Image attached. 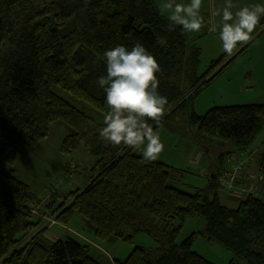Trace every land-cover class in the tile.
Masks as SVG:
<instances>
[{
    "label": "trees",
    "instance_id": "16d2710c",
    "mask_svg": "<svg viewBox=\"0 0 264 264\" xmlns=\"http://www.w3.org/2000/svg\"><path fill=\"white\" fill-rule=\"evenodd\" d=\"M263 32L264 16L254 34ZM136 42L159 63L158 92L168 100L159 125L148 120L154 130L185 122L236 152L246 151L264 129V103L194 111L195 99L248 53L251 42L232 56L223 52L201 72L202 49L181 26L169 30L156 0H0V264H102L88 244L50 240L47 229L39 230L32 205L54 198L56 187L39 199L14 174L21 151L46 141L53 125L66 132L62 154L85 145L95 159L87 187L66 195L54 208L55 219L68 226L78 214L98 239L112 244L132 243L138 233L156 243L114 264H215L194 250L198 237L231 252L229 264H264V200L251 194L236 209L223 205L220 166L216 180L186 192L174 186L184 171L145 162L134 148L100 138L109 108L97 83L107 75L106 59L97 54L117 45L131 50ZM259 172L264 175V151ZM194 217L203 218L205 228L178 243Z\"/></svg>",
    "mask_w": 264,
    "mask_h": 264
},
{
    "label": "rangeland",
    "instance_id": "374dc122",
    "mask_svg": "<svg viewBox=\"0 0 264 264\" xmlns=\"http://www.w3.org/2000/svg\"><path fill=\"white\" fill-rule=\"evenodd\" d=\"M209 0H203V4ZM166 0H156L157 6L163 11V4ZM205 6V5H204ZM208 7L201 9L202 13H206ZM193 32H188L190 39ZM187 35V33H186ZM263 39H259L261 42ZM191 42V41H190ZM205 42L209 43V48L203 50L200 71L204 72L210 62L217 59L224 51L222 42L214 35L209 36ZM193 43V42H191ZM264 40L262 41V44ZM257 44V43H256ZM218 46L219 49L218 50ZM250 48V47H249ZM255 48V45L254 47ZM251 50V49H250ZM263 50V48H262ZM250 51H248L249 53ZM248 53L236 61L221 76L206 88L194 101V111L198 115H204L207 111L215 107L233 106L250 104L257 94L264 93V90L255 93L256 87L249 82L247 77V69L253 68L255 62H248ZM250 87H253L249 89ZM264 89V84H262ZM251 94H256L251 97ZM264 130V129H263ZM262 130V131H263ZM156 131L160 133L161 141L164 144V150L159 158L155 161L164 163L173 168L184 171L180 180L174 184L175 187L186 191L195 192L196 189L205 188L211 180L213 171L220 165L223 170L230 167V162L224 160L220 162V156L235 157V151L229 146H221L218 141L208 135L199 132L197 129L189 126L185 122L177 121L171 129L160 127ZM66 136L64 129L57 125L51 127L50 136L38 147L22 150L18 155L15 164V176L20 181L29 185L34 194L44 197L45 193H50L53 186L56 187V195L54 198H43L40 203L32 205V213L35 219L41 221L40 229H47L49 232L46 236L50 240L65 239L66 237L74 238L82 244H88L90 254L101 261L102 264H114L115 259L125 260L132 251L137 247L154 248L155 241L145 234H135L132 243L118 241L116 243H108L98 239L93 232L88 230L81 216L76 214L72 222L68 225L60 224L53 216L54 208L61 203L66 195L77 189H85L87 187V172L93 166L95 159L90 155L88 148L82 145L81 148L71 155H64L60 151V145ZM261 132L254 143L246 150L240 151L244 155L250 156L251 167L257 176L263 180L264 175L259 174V159L264 151V139ZM227 152H230L227 154ZM251 153L250 154H248ZM226 153V154H225ZM135 156L143 157L142 147L134 148ZM251 182V181H250ZM249 183V182H248ZM261 184L255 190L254 195L264 200V194H260ZM240 189L244 193L243 188L233 187L231 190ZM236 192V191H235ZM217 193L220 196L223 205L230 209H236L239 202L233 203L226 198V188L218 187ZM234 192H231V194ZM236 194V193H235ZM234 194V195H235ZM52 197V195H51ZM52 207V208H50ZM59 224V225H58ZM55 225V229H50ZM206 222L201 217H194L188 221L178 237V243H182L190 235L205 228ZM55 230L58 233H55ZM82 236L89 238L88 242L82 239ZM194 250L206 259L215 264H229L234 259V255L226 250L218 243H209L204 238L198 237ZM240 264H247L240 261Z\"/></svg>",
    "mask_w": 264,
    "mask_h": 264
},
{
    "label": "clouds",
    "instance_id": "9594fccd",
    "mask_svg": "<svg viewBox=\"0 0 264 264\" xmlns=\"http://www.w3.org/2000/svg\"><path fill=\"white\" fill-rule=\"evenodd\" d=\"M202 4L203 0H190L188 4L166 0L163 8L171 11L169 30L179 25L185 32H200L205 26ZM235 7L232 0H226L222 10L213 12L214 16H221L218 37L228 56L253 39L264 16V5L261 4L239 7L233 12L231 9ZM210 30L215 31L214 28ZM97 55L98 59H106L107 75L99 77L97 83L106 92L109 108L100 138L113 146L142 147L145 162L157 160L164 144L160 133L148 120L159 125L168 105L167 97L158 92L156 73L161 71L159 63L140 42H136L131 50L117 45L106 50L102 57Z\"/></svg>",
    "mask_w": 264,
    "mask_h": 264
},
{
    "label": "crops",
    "instance_id": "0c3cea01",
    "mask_svg": "<svg viewBox=\"0 0 264 264\" xmlns=\"http://www.w3.org/2000/svg\"><path fill=\"white\" fill-rule=\"evenodd\" d=\"M176 3H183V4H188L190 3V0H176ZM226 0H209L206 1L204 3V5L206 7H208V11H206V13H202L201 14L204 16L205 18V26L202 28V30L200 32H193L191 37H190V41L193 42L194 44H196L198 47H200L203 50H205L206 48H209V43L205 42V40L211 36L214 35L216 37V33L219 32V26H220V21H221V16H214L213 12L217 11V10H222V7L225 5ZM232 3L234 5H236L237 7L231 9L233 12L237 11L239 9V7H243V6H250V5H254V4H261L264 5V0H232ZM202 5L201 9H204L205 6ZM160 11L161 13H163L165 16L169 17V15L171 14V11L167 9V11H163L160 7ZM215 29V31H212L210 29ZM187 36H188V32ZM253 34V39L250 41L251 45L249 48V53H248V62L253 61L255 62V66L253 68H248L247 70V77L250 78L249 82H251L253 84V87H256V91H254L255 93H259L262 92L264 89L262 87V84H264V43L262 44V41L264 40V32L261 33L260 35ZM217 38V37H216ZM218 39V38H217ZM259 39H263L261 42H256L259 41ZM257 43V44H256ZM255 45V48H253ZM263 48V50H262ZM251 49V50H250ZM218 50L219 46H218ZM203 55V54H202ZM250 87L249 89L253 90ZM256 94H251V97H253ZM253 101H251L252 103H264V93L262 94H257L253 99ZM263 135H264V130L262 131ZM264 139V136H263ZM264 142V141H263ZM264 146V145H262ZM240 152V151H236ZM230 152H227V154H229ZM242 153V152H240ZM226 154V153H225ZM248 154L251 155V153L248 152ZM242 156L248 159V163L246 165V167L242 170V172L240 173L238 179L236 180V182L234 183V187H240L245 183H248L250 181H255L256 186H258L261 184L260 186V194H264V182L262 179H260L256 172L254 171V169L251 167V163H250V156L249 155H244L242 153ZM228 158H230V156H226L225 160L228 161ZM220 168L221 165H220ZM231 168V165L229 167V169ZM224 171V170H223ZM226 171V170H225ZM258 171H259V167H258ZM260 174V172H259ZM236 191V192H235ZM226 198L229 199L230 201H233V203L235 202H239L245 198V195L242 194L240 192V189H236V190H231V188H226ZM231 192H234V194ZM258 192V191H257ZM256 192V193H257ZM59 225V224H58ZM55 225L51 228H48V230L50 229H55L56 226ZM48 231L45 233V235H48ZM55 233H58L57 230H55ZM82 239L85 240L86 242H88L89 238H87L86 236H82Z\"/></svg>",
    "mask_w": 264,
    "mask_h": 264
},
{
    "label": "built area",
    "instance_id": "2783aa9c",
    "mask_svg": "<svg viewBox=\"0 0 264 264\" xmlns=\"http://www.w3.org/2000/svg\"><path fill=\"white\" fill-rule=\"evenodd\" d=\"M228 162H230L231 168L227 169L226 171L220 175L218 178V184L223 188H233L234 183L238 179L242 170L246 167L248 163V159L242 156V153L237 152L235 153L234 158H228ZM245 196L255 194L258 190L255 181H251L249 183H245L241 186Z\"/></svg>",
    "mask_w": 264,
    "mask_h": 264
},
{
    "label": "water",
    "instance_id": "95a60500",
    "mask_svg": "<svg viewBox=\"0 0 264 264\" xmlns=\"http://www.w3.org/2000/svg\"><path fill=\"white\" fill-rule=\"evenodd\" d=\"M211 178H213V179H215V180L217 179V177H216V176H214V175H212V177H211Z\"/></svg>",
    "mask_w": 264,
    "mask_h": 264
}]
</instances>
